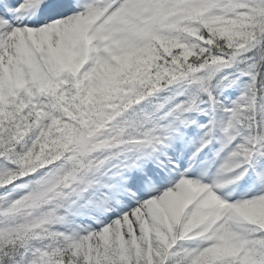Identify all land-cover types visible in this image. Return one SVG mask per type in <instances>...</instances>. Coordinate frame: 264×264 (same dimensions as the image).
<instances>
[{"label": "snow or ice", "instance_id": "1", "mask_svg": "<svg viewBox=\"0 0 264 264\" xmlns=\"http://www.w3.org/2000/svg\"><path fill=\"white\" fill-rule=\"evenodd\" d=\"M0 264H264V0H0Z\"/></svg>", "mask_w": 264, "mask_h": 264}]
</instances>
